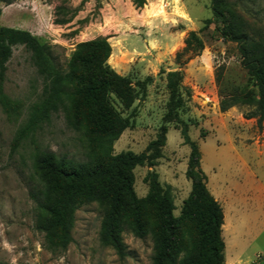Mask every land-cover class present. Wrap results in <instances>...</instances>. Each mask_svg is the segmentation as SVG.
<instances>
[{
    "label": "rangeland",
    "instance_id": "1",
    "mask_svg": "<svg viewBox=\"0 0 264 264\" xmlns=\"http://www.w3.org/2000/svg\"><path fill=\"white\" fill-rule=\"evenodd\" d=\"M226 3L249 29L264 34V0ZM0 7L1 14L7 13L2 21L0 15V27H30L41 43L52 46L63 66L78 43L104 37L112 47L109 65L129 78L136 91L139 82L152 78L146 95L124 113H133L134 122L115 141V155L141 154L157 138L170 99L168 72L181 71L184 88L177 119L166 124L161 158L154 166L132 171L141 203L135 209L125 198L122 238L127 255L120 258L100 242L108 206L98 202H86L77 210L73 241L63 249L35 227L36 207L29 195L37 179L34 154L49 151L87 161L88 149L63 114L54 115L34 136L18 139L30 107L41 98L43 79L30 52L22 45L13 47L2 89L16 107L6 112L0 103V264H154L152 234L138 237L134 232L137 218L149 227L162 222L158 202L150 198L151 174H157L163 188L170 187L174 215L180 218L198 171L223 209L225 264H264V121L259 126L257 118L245 117L254 111L251 105L220 109L230 90L253 83L237 44L225 41L214 23H206L213 17L210 0H146L142 8L133 0H0ZM191 31L203 42L200 52L186 49L184 41ZM191 143L199 155L197 167L190 166Z\"/></svg>",
    "mask_w": 264,
    "mask_h": 264
},
{
    "label": "trees",
    "instance_id": "2",
    "mask_svg": "<svg viewBox=\"0 0 264 264\" xmlns=\"http://www.w3.org/2000/svg\"><path fill=\"white\" fill-rule=\"evenodd\" d=\"M210 2L213 17L206 23H214L225 41L237 44L241 64L253 83V87L230 90L231 93L221 100L220 109L225 112L235 106H254V111L245 117L257 118L261 126L264 121V34L249 29L229 10L226 0ZM133 3L142 8L146 0H133ZM56 22L65 24L68 20ZM184 43L186 49L200 52L204 48L194 31L189 32ZM18 45L30 52L32 64L43 79L41 98L30 107L18 139L34 136L54 115L63 114L67 125L81 134L88 149L87 161H76L49 151L34 154L37 179L29 195L36 207L35 227L46 232L56 246L65 249L73 241L77 210L86 202L107 205L100 242L124 258L127 255L122 238L125 198L135 209L141 203L133 189L132 171L138 166H154L161 158L167 140L166 124L177 119L183 106V74L181 71L166 74L170 92L167 113L157 138L147 150L141 154L122 152L115 155V141L134 122L133 113L127 116L124 113L146 95L152 78L139 82L136 91L129 78L109 65L112 47L107 38L78 43L63 66L52 46L41 43L29 31L0 27V103L6 112L16 106L2 89L5 64L12 56L13 47ZM185 140L189 143L186 135ZM191 146L190 166L197 167L199 155L196 146L193 143ZM151 176L150 198L157 200L162 222L149 227L137 218L134 232L138 237L152 234L156 249L154 264H225L224 213L208 190L204 173L198 171L192 176L190 200L180 218L174 215L170 187L163 188L157 174Z\"/></svg>",
    "mask_w": 264,
    "mask_h": 264
},
{
    "label": "crops",
    "instance_id": "3",
    "mask_svg": "<svg viewBox=\"0 0 264 264\" xmlns=\"http://www.w3.org/2000/svg\"><path fill=\"white\" fill-rule=\"evenodd\" d=\"M0 9L2 10L3 7H0ZM8 11H9L8 13H10L12 10L9 9ZM12 13H13V12H12ZM12 13H11V14H12ZM6 18H7V13L4 14V13L2 12V14H1V21H2V19L4 20V19H6ZM9 18L11 19L10 21L15 22V20H14L15 17H14V19H13V16H10ZM16 28H20V29H22V30H26V31H29V32H30V30H31L30 27L23 28V27H20V26H16Z\"/></svg>",
    "mask_w": 264,
    "mask_h": 264
}]
</instances>
